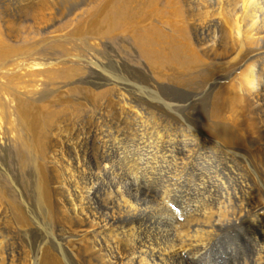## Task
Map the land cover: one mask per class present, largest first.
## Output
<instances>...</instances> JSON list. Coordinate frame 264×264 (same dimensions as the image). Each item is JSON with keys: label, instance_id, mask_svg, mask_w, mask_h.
Returning <instances> with one entry per match:
<instances>
[{"label": "bare ground", "instance_id": "obj_1", "mask_svg": "<svg viewBox=\"0 0 264 264\" xmlns=\"http://www.w3.org/2000/svg\"><path fill=\"white\" fill-rule=\"evenodd\" d=\"M34 1L6 0L0 7V121L15 136L13 158L50 160L60 174L51 179L40 168L25 180L27 190L14 188L20 209L0 191V221L10 206L26 237L10 245L0 236V264H264V0H199L192 10L184 1L182 10L178 0L81 2L89 20L75 36L124 34L152 65L176 64L191 73L197 107L184 108L182 117L168 113V122L159 112L148 117L133 110L112 81L96 82L105 67L96 58L87 68L48 71L55 61L31 40L49 21L35 17L62 0ZM167 13L173 34L194 37L198 51L186 41L187 59L166 55L163 47L178 48L159 31ZM37 54L43 58L31 57ZM38 74L47 77L40 93ZM82 99L110 116L112 129L91 123L95 114L83 120L88 103ZM129 114L136 125L137 118L144 121L134 132ZM75 120L89 127L61 143ZM251 158L258 161L255 175L247 167ZM33 206L51 222L60 214L82 225L58 231L51 253L49 241L35 236L43 228L29 216ZM18 244L23 248L14 251Z\"/></svg>", "mask_w": 264, "mask_h": 264}, {"label": "rangeland", "instance_id": "obj_2", "mask_svg": "<svg viewBox=\"0 0 264 264\" xmlns=\"http://www.w3.org/2000/svg\"><path fill=\"white\" fill-rule=\"evenodd\" d=\"M41 1L43 0H35L34 3L38 4ZM44 1L46 2V0ZM84 1H87V0H62L56 3L54 2L50 5V8L48 10L42 11L39 15L35 17V18H42L44 22L49 21V22H45L46 25L44 24L43 26L45 29H47L46 32H41L43 34L36 36L37 39H35L34 37V39L31 40V42H35V43L37 42L40 46L39 48H42L38 52L40 53L42 52L43 55L45 56L47 55L49 56L51 60L55 61V64L50 66L48 71L53 70L54 72H57L58 74L68 69H73V68L76 69L78 67L81 69V66L87 68L88 63L86 62H88L90 59L96 58L98 61L104 64L105 67L99 73L101 80L99 81L95 80V81L103 84L104 82H107V80H109L113 82V84L112 83L109 84L110 86L113 87L115 85L114 87H116L119 85L116 88L120 87L124 90V94L127 98V102L128 103L131 102L129 103L131 105V108H133V110L135 111L136 110L140 111V113L144 114V116L146 115L150 117L152 112L155 114L159 112L161 114H158L159 115L158 117L160 118L164 117L160 120L163 122L164 120L165 122L166 121L168 122L171 120L170 118L168 120L167 116H166L167 118L165 117V115H167L168 113L176 117H182L184 112H186L184 108H187L188 110H193L194 108L197 107V104L194 105V102L192 103V98H193V95H196V93H199L200 91L195 87L194 82H191L192 80L190 79V76H192L190 75L191 73L187 71L184 72V70L182 71L181 69H177L176 66L178 65L176 64L162 65V66L152 65L147 60H144L142 56H140L137 48L133 46L131 40L124 34H120L117 37H113L110 40L109 38H98V37L90 36V35L89 36L85 35L81 37L75 36L77 29H85L87 27L86 24L89 20L88 15H84V12L86 10V8L83 7ZM178 1L180 2L179 6L182 7V10H183V3H182L183 1L186 2L191 7V10L193 9V6L198 8L201 5V2L199 0H178ZM4 2H6V0H0V7L2 6ZM45 4H48V3H45ZM77 6L78 7L80 6V8H77ZM168 15H169L168 13L165 15L164 17L165 19L162 21L164 23L161 24L163 27L159 26V31H160V34L164 35L165 37H169L168 39L172 38L173 40H175V42L178 45V48L176 51H173L169 49V47L167 46L163 47L164 49L167 50L165 51L166 55H168L169 53L172 54V56H175L178 54L179 56H177V58H181L182 56H184V59H187L186 50L189 46L187 44L188 42L186 41H189V44L192 49L198 51L197 46L193 40L194 37L189 31H186L187 33H185L186 41L184 40L183 37H180L177 34L176 35L173 34L171 32L173 29V26H172L173 22L171 21V18L168 19L169 18ZM180 19L181 17L177 19L178 25L182 24ZM141 20H143L142 16H141ZM175 22H174V26H175ZM146 24L147 22L143 23V26L146 27ZM183 31H185V27ZM19 38H21V36ZM53 49L56 50L54 53H53ZM59 49H61V51L62 49L66 50L67 51L65 52L66 54L64 52H58ZM156 49H159L158 46H156ZM43 55L37 54L31 57L36 56L35 58L36 60H41L43 58ZM104 55L105 56L109 55L110 57H112L111 64L105 62V58H103ZM161 74L165 76L161 77ZM44 76L45 75L43 74H38L33 77L35 80L34 89L36 92L40 93L43 90V88H45L44 84L47 81V77L46 76L44 77ZM177 77H182L183 79L185 78L186 81L184 82V84L178 83ZM79 79H80L79 77H75L74 80L77 81ZM29 89H30L29 87L26 88L27 91ZM103 89L104 88L101 87L98 90L100 91ZM35 96L38 97L37 94H35L34 97ZM202 96L205 97V94H203ZM203 97L198 98L199 102L204 100ZM82 101L84 103H88V106L94 105V106H91L92 108L90 106H89L90 108H88L87 104L83 103L85 105L84 107L81 108V111L83 110L81 112L83 120L86 119L85 121H87L88 119L91 118L92 114H95L92 116L93 121L90 120V122L92 121L91 123L93 124L95 123L98 129L100 130L101 128L102 131L103 129L104 131H106L108 129V125H109V128L112 129V121H111L112 118L110 116L107 117L103 112H101L97 105L91 104L90 102H86L85 99H82ZM176 105H182V106H179L181 108H175ZM66 113H69V112H66ZM88 115L90 118L88 117ZM141 119L137 118V120H139L137 121L139 122L138 125H140L143 121L142 116H141ZM128 120H129L128 123H131V124H128L129 125L128 127L132 128L131 130H133L134 132V129L138 128L137 127L138 125H136V121H134L135 119H132L130 114L128 115ZM3 122L4 121L2 120L0 121V165H1L0 166V191H3L6 197L7 196L11 198L13 197L12 202H11V199H9L10 203L13 204L15 207H17L18 209H20L21 207L19 204L18 194L17 192H15V190L17 189L18 191H25L28 189L25 185V182H26L25 180L28 179L27 177L31 175H32L31 177H33L36 174V172L39 171L40 168H42L47 177L51 176L50 177L51 179H55V177L60 174V171L58 173L56 172L58 169L50 165L51 164L50 160L37 159L36 160L37 162L35 164H32L31 161L29 163L21 164L20 160L17 157L13 158L14 155L17 154L15 153V136L14 134H11L6 130L5 123L3 124ZM100 122L102 125L104 123V125L102 126ZM113 122L114 124L117 123L114 120ZM133 122L135 123L133 124ZM70 123L73 124L74 122L71 121ZM75 123H76L74 124L75 126L72 127L73 129L71 128V130L69 131L71 134L68 132L66 136L60 139L61 143L65 142L66 139L69 140V142L71 143V141H73L78 131L80 132L86 131L87 127H89L87 126V124L86 126L82 125L80 123V120H75ZM93 144L98 145L99 142L97 141V143L94 142ZM262 147L264 146H261V148ZM23 152L27 154V151L24 149H23ZM251 159H250L251 164H250V161H248L247 167L248 169H250L251 172L254 171L252 173L255 175L256 170H257L256 168H258L256 167L258 161H255L254 159L251 160ZM261 169H264V168L261 167ZM260 184L264 185V179L263 180L261 179ZM8 186H9V189H8ZM3 199L6 205L8 206V202H6L8 199L5 200L6 199L5 197ZM0 202H2L1 198H0ZM166 205L170 209L177 211V206L175 204L173 205V203L167 202ZM16 216H17L16 213L12 212L9 206L8 209L6 210L5 217H3V219L0 221V236L4 239L6 243L10 245L11 243L23 241V239L26 238L24 236L25 230L20 228L16 224L17 223ZM29 216L30 217L33 216L32 218L35 219V222L38 223L39 226L43 228V230L40 233L38 232L37 234L35 233L36 235L35 234L34 235L38 238L37 240L39 241L41 240L49 241L48 244L50 246L48 245L49 246L48 249L50 250L51 253H56V249H54L51 246V241L53 240L54 242L55 235L57 234L58 231L66 232L69 229H72V228L75 229L76 227L82 225L79 219L71 218L67 215L61 216L60 214L56 217L58 220L55 219L51 222V219L44 218L42 213L39 210H37V208L34 206L31 208V214ZM66 222L68 223V225L64 224ZM71 223H73V225ZM29 236L32 237V233H29L27 235L28 238H30ZM30 243H32L30 244V247L34 248L32 246L33 242L31 241ZM20 248H23V247H21L19 244L15 245L14 251H19ZM41 252H42V249L40 250V253H39L40 256H41ZM68 261L70 262L71 260L68 259ZM40 264H43V262L41 261Z\"/></svg>", "mask_w": 264, "mask_h": 264}]
</instances>
